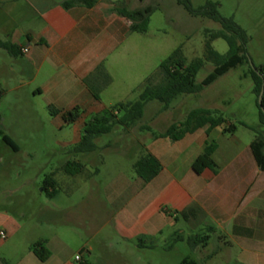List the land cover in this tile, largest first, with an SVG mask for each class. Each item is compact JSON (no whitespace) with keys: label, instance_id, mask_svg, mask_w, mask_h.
<instances>
[{"label":"crops","instance_id":"obj_1","mask_svg":"<svg viewBox=\"0 0 264 264\" xmlns=\"http://www.w3.org/2000/svg\"><path fill=\"white\" fill-rule=\"evenodd\" d=\"M65 1L69 0H0V42L18 49L15 56L0 49L4 97L39 101L48 111L58 112L52 116L63 122L62 114L76 115L71 123L73 141L60 144L64 152L78 158L74 162L82 169L70 176L63 171L64 163L52 175L66 196L76 192L83 196L77 203H41L28 216L22 203H11L10 213L0 212V231L6 234V239L0 240L3 264H109V255H130L125 264H138L134 253L152 248L163 226L172 230L180 221L211 229L212 235L227 240L231 248L235 245L247 254L264 255V172L250 149L255 137L240 138L236 128L232 134L216 128L208 136L205 129H200L179 141L155 139L148 133L147 144L143 140L138 145L142 155L149 154L159 162L160 173L148 183L134 173L136 178L131 182L120 178L104 186L115 210L110 223L126 248L117 250L102 234L109 221L102 223L101 208L97 202L92 203L90 194L103 184L92 182L86 171L87 162L99 147L88 154L72 150L79 144L85 124L108 110L101 98L112 83L108 61L135 34L129 32L130 22L117 15L105 0H96L90 8L77 5L69 9L63 8ZM259 66L264 67V18L260 21ZM100 67L111 80L107 86L95 77ZM132 88L129 84L124 87L125 92ZM208 141L217 145L212 155L216 172L205 169L196 175L192 163ZM176 237L186 241L180 230L167 239L174 241ZM37 243L49 253L43 263L32 252ZM79 254L81 261L76 262Z\"/></svg>","mask_w":264,"mask_h":264},{"label":"rangeland","instance_id":"obj_2","mask_svg":"<svg viewBox=\"0 0 264 264\" xmlns=\"http://www.w3.org/2000/svg\"><path fill=\"white\" fill-rule=\"evenodd\" d=\"M208 1L219 5L221 17L232 18L246 32L250 40L246 50L251 65L243 64L230 70L197 95L178 97L166 111L162 110L158 102H150L145 106L143 117L136 126L130 129L116 126L112 133L96 141L99 151L90 157L86 171L91 174L92 182H100L103 188L93 189L90 200L99 204L102 223L109 221L102 234L117 250L126 247L121 246L110 223L115 210L111 194L104 191V186L115 179L122 178L131 182L136 178L132 166L137 157L143 154L138 144L143 140L145 144L149 141V132L142 130V127L150 125L152 133H159L171 123L183 121L190 111L207 109L217 112L227 124L233 125L240 138H254L260 129L254 84L249 71L252 66L260 65V21L264 18V0H189L194 9L204 6ZM105 2L114 8L124 6L129 10L158 7L150 17L147 32L133 35L115 57L108 61L107 69L112 83L101 97L107 109L120 102L137 101L145 79L153 74L152 84L160 83L162 76L156 73L158 67L177 48H181L188 62L196 58L204 60V31L217 32L221 29L217 23L208 19L191 17L175 0ZM211 46L220 55L227 52V45L222 40L213 41ZM212 70L213 65L205 62L196 76V83H201ZM128 84L133 85V88L125 92L124 87ZM0 125L4 134L19 149L13 152L0 140V212L10 213L8 207L14 202L22 203L28 216L41 203L82 201L81 193L76 192L68 197L60 186L55 187V198H50L42 190L46 177L57 173L62 164L73 163L78 159L74 154L64 152L60 144L73 141L75 133L72 124H65L60 118L55 119L39 101H24L10 95L0 101ZM14 190L17 192L10 193ZM179 230L186 239L204 235L210 239L205 248L193 250L186 241L174 243L172 239H167L170 233ZM227 242L202 227H191L180 221L172 230L163 226V233L156 237L152 248L135 252L133 258L137 259L138 264H180L185 258L197 264H264V255L247 254L235 245L229 247ZM2 253L4 250H0V264H3ZM131 258L130 255H109L108 261L109 264H112V260L115 264H125L124 261H130ZM90 263L95 264L92 261Z\"/></svg>","mask_w":264,"mask_h":264},{"label":"trees","instance_id":"obj_3","mask_svg":"<svg viewBox=\"0 0 264 264\" xmlns=\"http://www.w3.org/2000/svg\"><path fill=\"white\" fill-rule=\"evenodd\" d=\"M142 1V0H141ZM96 0H69L62 3L63 8L69 9L73 6L92 7ZM175 3L182 7L184 11L194 18H205L220 26L217 32L204 31V60L193 59L188 62L182 55L181 48H177L167 59L162 61L158 67V71L162 76V80L158 84H152V76L146 78L142 90L135 102H121L116 106L103 111L100 114L93 116L84 126L81 140L72 150L75 154H88L97 151L95 140L102 136L112 133L116 126L130 129L136 126L142 119L145 106L153 101L162 105V110L166 111L172 102L180 96L197 95L205 88L215 83L219 78L223 77L230 70L236 69L243 64H250V58L247 54L246 47L249 43V37L232 18H223L218 12L219 5L210 1L202 7L194 9L189 0H175ZM158 10L156 6H146L141 9L129 10L124 6L114 8L117 15L123 17L130 22L129 32L132 34H145L148 29L150 17ZM215 40H222L227 45L225 55L218 54L213 50L211 44ZM0 49L6 51L9 55L15 56L18 49L8 43L0 42ZM209 62L213 65V70L202 80L201 83H196V76L203 68L204 63ZM250 78L253 81V93L256 96V104L258 107L259 124L262 131L258 132L255 139L250 144V149L253 158L258 168L264 172V67L252 66L249 71ZM95 77L102 80L104 86L110 84V78L104 73L100 67L95 72ZM263 86V95L261 99V108L258 105V97ZM5 96V90L0 86V100ZM95 99L98 95L93 94ZM50 110V108H49ZM54 115L58 112L50 111ZM65 123H74L76 115L74 113L62 114ZM216 128H222L223 134H232L235 127L227 124L226 120L217 115V112L207 109H195L190 111L183 121L171 124L162 134L152 133L149 127H142L149 133H152L155 139H170L171 141H179L186 135L195 133L200 129H205L207 136ZM0 140L13 152H18V147L15 143L4 134L0 125ZM217 145L213 141H208L205 144L203 152L192 163V171L199 175L203 170L209 169L216 172L217 166L212 160V155L215 152ZM134 173L141 178L145 183L152 181L161 171L159 162L149 154L140 156L132 166ZM82 169V166L76 162H68L63 166V171L70 175H77ZM42 190L45 191L50 198L55 195L56 182L53 175H49L43 182ZM186 219L184 214L181 215ZM211 233L212 230L208 229ZM209 236L190 237L186 242L191 249L197 247H206ZM183 241L181 237H176L174 243ZM34 256L40 261L45 262L49 258V253L42 247L40 243L32 247ZM180 264H197L196 261L185 258Z\"/></svg>","mask_w":264,"mask_h":264},{"label":"built area","instance_id":"obj_4","mask_svg":"<svg viewBox=\"0 0 264 264\" xmlns=\"http://www.w3.org/2000/svg\"><path fill=\"white\" fill-rule=\"evenodd\" d=\"M23 52L25 53V52H27V50H23ZM5 239H6V234L3 231H0V240L4 241ZM75 261L76 262L81 261V255L80 254L75 257Z\"/></svg>","mask_w":264,"mask_h":264},{"label":"water","instance_id":"obj_5","mask_svg":"<svg viewBox=\"0 0 264 264\" xmlns=\"http://www.w3.org/2000/svg\"><path fill=\"white\" fill-rule=\"evenodd\" d=\"M251 65V64H250ZM262 95H263V86H262V89H261V92H260V95L258 97V105L259 107L261 106V99H262ZM261 108V107H260ZM261 111L263 112L264 114V110L261 108Z\"/></svg>","mask_w":264,"mask_h":264}]
</instances>
